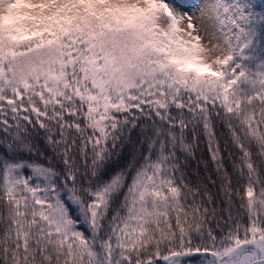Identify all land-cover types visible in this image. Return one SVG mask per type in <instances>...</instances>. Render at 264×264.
I'll return each mask as SVG.
<instances>
[{
	"label": "snow or ice",
	"instance_id": "1",
	"mask_svg": "<svg viewBox=\"0 0 264 264\" xmlns=\"http://www.w3.org/2000/svg\"><path fill=\"white\" fill-rule=\"evenodd\" d=\"M0 264H264V0H0Z\"/></svg>",
	"mask_w": 264,
	"mask_h": 264
}]
</instances>
